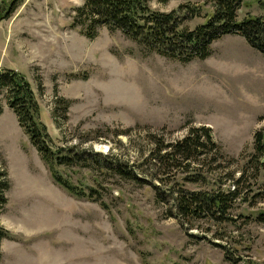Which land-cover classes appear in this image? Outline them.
Wrapping results in <instances>:
<instances>
[{"label":"rangeland","instance_id":"obj_1","mask_svg":"<svg viewBox=\"0 0 264 264\" xmlns=\"http://www.w3.org/2000/svg\"><path fill=\"white\" fill-rule=\"evenodd\" d=\"M13 1L0 0V14ZM16 1L0 20V72L27 77L55 145L117 153L134 164L140 150L150 149L149 133L170 141L191 122L211 127L227 156L240 159L227 169L240 177L242 162L255 154L254 135L264 128V54L244 37L225 35L208 58L185 63L106 27L95 39L84 36L74 23L85 0ZM183 4L203 9L186 23L192 29L211 10L203 0L151 1L161 12ZM248 17H264V0L243 4L239 20ZM0 105V170L10 181L0 228L11 233L0 237V264H264V224L256 221L264 202L250 201L248 189L249 201H237L225 222H181L173 202H161L150 185L96 175L86 165L58 167L79 190L100 192L76 197L53 180L7 90H0ZM247 172L252 182L254 171ZM198 173L199 183L177 177L192 191L233 187L225 172ZM263 188L261 175L253 195Z\"/></svg>","mask_w":264,"mask_h":264},{"label":"trees","instance_id":"obj_2","mask_svg":"<svg viewBox=\"0 0 264 264\" xmlns=\"http://www.w3.org/2000/svg\"><path fill=\"white\" fill-rule=\"evenodd\" d=\"M151 1L85 0V4L77 10L74 25L81 27L80 32L89 39H95L103 27L111 33L120 31L146 50L185 63L208 58L213 43L225 35H240L264 54V17L239 20V11L247 0H203V6L210 5L211 10L206 20L193 29L186 23L201 17V6L183 4L177 10L161 12L152 8ZM17 7L18 3L14 0L10 12L4 16L0 14V20L10 17ZM3 89L7 90L9 105L20 126L49 166L53 180L76 197L87 193L97 197L100 192L94 187L89 188L90 192L79 190L64 178L58 167L86 165L96 175L97 172L114 174L141 186L150 185L161 202H173V215L181 222L208 219L222 223L229 220L237 201H249L244 195L246 189L251 195L250 201L256 199L264 202V188L253 195L254 186L264 175V128L256 131L255 154L242 162L238 179V170L227 169L240 159L227 156L223 147L215 141L211 127L197 126L191 122L185 126L187 132L181 138L170 141L149 133L150 149L147 153L140 150L138 160L131 164L120 159L117 153L105 157L86 148L55 145L46 124L41 120L36 95L22 72L14 69L0 72V90ZM2 112L3 107L0 105V114ZM249 168L254 171L252 182L246 178ZM202 170L207 173L225 172L226 179L234 181L233 187L192 191L178 180L177 176L181 173L187 174L186 181L202 182L201 173H198ZM156 179L159 183H156ZM94 181L99 183V178L95 177ZM9 188L8 173L0 170V215L8 203L6 191ZM256 221L264 224V209L256 216ZM4 236L11 237V233L0 228V237Z\"/></svg>","mask_w":264,"mask_h":264}]
</instances>
